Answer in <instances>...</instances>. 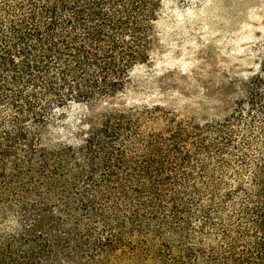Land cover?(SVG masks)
I'll return each instance as SVG.
<instances>
[{
    "label": "trees",
    "instance_id": "1",
    "mask_svg": "<svg viewBox=\"0 0 264 264\" xmlns=\"http://www.w3.org/2000/svg\"><path fill=\"white\" fill-rule=\"evenodd\" d=\"M165 1L0 0V264H264V35L219 116L91 109Z\"/></svg>",
    "mask_w": 264,
    "mask_h": 264
},
{
    "label": "rangeland",
    "instance_id": "2",
    "mask_svg": "<svg viewBox=\"0 0 264 264\" xmlns=\"http://www.w3.org/2000/svg\"><path fill=\"white\" fill-rule=\"evenodd\" d=\"M156 32L149 61L131 72V89L93 111L158 105L197 118L225 113L233 64L264 35V0H166Z\"/></svg>",
    "mask_w": 264,
    "mask_h": 264
}]
</instances>
